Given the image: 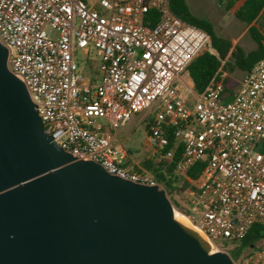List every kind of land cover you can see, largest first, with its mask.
I'll return each mask as SVG.
<instances>
[{
    "label": "built area",
    "instance_id": "1",
    "mask_svg": "<svg viewBox=\"0 0 264 264\" xmlns=\"http://www.w3.org/2000/svg\"><path fill=\"white\" fill-rule=\"evenodd\" d=\"M0 41L44 130L75 157L163 188L117 143L118 132L151 109L152 156L171 159V137L182 147L176 172L195 187L188 216L212 251L232 250L254 225L264 226V60L232 88L221 59L197 92L184 79L187 68L203 51L217 52L210 33L177 15L171 0H0ZM206 157L199 178L189 179L188 169ZM235 263L264 264V245L244 250Z\"/></svg>",
    "mask_w": 264,
    "mask_h": 264
},
{
    "label": "water",
    "instance_id": "2",
    "mask_svg": "<svg viewBox=\"0 0 264 264\" xmlns=\"http://www.w3.org/2000/svg\"><path fill=\"white\" fill-rule=\"evenodd\" d=\"M8 57L0 41V264H236L175 218L164 188L58 145Z\"/></svg>",
    "mask_w": 264,
    "mask_h": 264
},
{
    "label": "trees",
    "instance_id": "3",
    "mask_svg": "<svg viewBox=\"0 0 264 264\" xmlns=\"http://www.w3.org/2000/svg\"><path fill=\"white\" fill-rule=\"evenodd\" d=\"M171 6L173 11L184 20L207 30L211 35V46L217 52L215 54L209 49L203 51L187 68V73L192 79L197 92H202L212 80L221 65V59H226L228 70L236 66L242 71H247L256 62L264 60V32L252 24L264 14V0H228L226 4V9L231 11L236 18L251 25L249 32L257 46L249 52H245L240 46L231 50L232 41L219 36L210 21L196 16L190 10L187 0H171ZM226 91H231L228 80L226 81ZM174 148L176 151L171 159L156 155L146 158L142 164L143 168L151 171L158 181L163 184L169 195L174 189H179L180 176L176 172V165L182 154V147L176 148V142L171 137L170 144L165 151L168 152ZM207 162L208 157L190 167L187 171L188 178L191 180L198 179ZM190 183L188 179H185L186 186ZM173 204L179 205L174 200ZM262 238H264V226L254 225L247 236L231 250L233 260L237 261L244 250L251 248Z\"/></svg>",
    "mask_w": 264,
    "mask_h": 264
},
{
    "label": "rangeland",
    "instance_id": "4",
    "mask_svg": "<svg viewBox=\"0 0 264 264\" xmlns=\"http://www.w3.org/2000/svg\"><path fill=\"white\" fill-rule=\"evenodd\" d=\"M227 2L228 0H187L190 10L196 16L210 21L219 36L232 41L231 50H234L237 46H240L245 52L255 49L257 44L249 32L251 25L236 18L231 11L227 10ZM252 24L264 32V14ZM84 57L83 52L79 51L78 59L80 62ZM90 57L98 59L95 48H92ZM229 72H231L230 86L236 88L238 80L243 76L244 71L234 66ZM184 79H189L187 72L185 73ZM180 86L184 92L189 91V87L185 81L181 82ZM151 116V109L136 114L133 117L134 121H131L127 126L123 127L117 134V143L128 150L131 161L137 168L143 167L142 164L146 158L153 157L151 145L148 140V120H150ZM178 188L174 189L170 195L167 194L172 204L173 200L179 204H173L175 210L188 215L194 206L189 191L195 187L191 183L186 186L184 177L180 176ZM256 245H264V238L260 239ZM227 247H222L219 251L227 252L231 255L230 245Z\"/></svg>",
    "mask_w": 264,
    "mask_h": 264
},
{
    "label": "bare ground",
    "instance_id": "5",
    "mask_svg": "<svg viewBox=\"0 0 264 264\" xmlns=\"http://www.w3.org/2000/svg\"><path fill=\"white\" fill-rule=\"evenodd\" d=\"M174 216L179 222L183 223L184 225H186V226L190 227L191 229H193L194 231H196L205 241H207L209 243L206 236L191 222L188 215H186L185 213H182L180 211L175 210ZM212 250L215 251L214 249H212Z\"/></svg>",
    "mask_w": 264,
    "mask_h": 264
},
{
    "label": "crops",
    "instance_id": "6",
    "mask_svg": "<svg viewBox=\"0 0 264 264\" xmlns=\"http://www.w3.org/2000/svg\"><path fill=\"white\" fill-rule=\"evenodd\" d=\"M189 79L192 80V79L190 78V76H189ZM131 121H134V118H133ZM131 121H130V122H131ZM130 122H129V123H130ZM129 123H128V124H129Z\"/></svg>",
    "mask_w": 264,
    "mask_h": 264
}]
</instances>
